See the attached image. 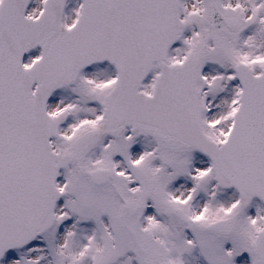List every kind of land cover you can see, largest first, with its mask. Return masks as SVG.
<instances>
[{"label": "snow or ice", "instance_id": "6c2138e0", "mask_svg": "<svg viewBox=\"0 0 264 264\" xmlns=\"http://www.w3.org/2000/svg\"><path fill=\"white\" fill-rule=\"evenodd\" d=\"M0 264H264V0H0Z\"/></svg>", "mask_w": 264, "mask_h": 264}]
</instances>
